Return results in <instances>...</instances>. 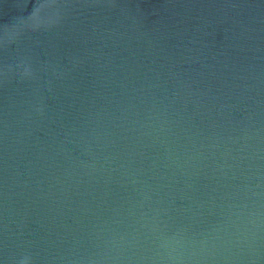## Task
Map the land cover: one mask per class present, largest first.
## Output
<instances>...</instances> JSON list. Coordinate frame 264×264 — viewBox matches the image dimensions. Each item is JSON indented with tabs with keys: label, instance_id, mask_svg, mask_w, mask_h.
Listing matches in <instances>:
<instances>
[{
	"label": "water",
	"instance_id": "95a60500",
	"mask_svg": "<svg viewBox=\"0 0 264 264\" xmlns=\"http://www.w3.org/2000/svg\"><path fill=\"white\" fill-rule=\"evenodd\" d=\"M0 264H264V0H0Z\"/></svg>",
	"mask_w": 264,
	"mask_h": 264
}]
</instances>
